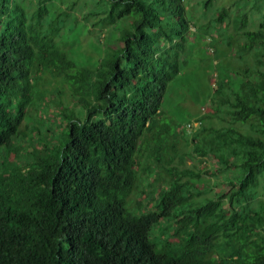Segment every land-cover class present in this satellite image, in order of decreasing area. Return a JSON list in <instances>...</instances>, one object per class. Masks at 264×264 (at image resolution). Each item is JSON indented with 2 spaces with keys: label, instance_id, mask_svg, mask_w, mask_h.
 Segmentation results:
<instances>
[{
  "label": "trees",
  "instance_id": "obj_1",
  "mask_svg": "<svg viewBox=\"0 0 264 264\" xmlns=\"http://www.w3.org/2000/svg\"><path fill=\"white\" fill-rule=\"evenodd\" d=\"M98 2L108 22L130 26L97 67L76 69L44 28L46 7L29 17L17 0H0V264H264V219L254 212L240 216L234 206L252 200L264 177V81H246L248 93H237L234 102L223 98L236 123L255 119L252 133L212 129L202 152L219 170L233 172L226 181L229 208L213 198L190 205L194 185L174 178L159 193L158 211L137 216L127 206L139 189L143 142L155 128L163 132V98L188 63L190 35L201 28L191 31L195 25L183 0ZM245 34L248 48L264 44L262 29ZM46 73L73 85L84 114L57 112L46 133L52 141L44 135L38 144L21 126ZM222 87L219 81L218 96ZM198 136L195 149L201 151ZM162 145L159 139L148 149L143 169L149 177L152 167L155 173L163 167ZM166 169L176 177L200 176ZM171 216L176 225L170 236L151 242V228Z\"/></svg>",
  "mask_w": 264,
  "mask_h": 264
},
{
  "label": "rangeland",
  "instance_id": "obj_2",
  "mask_svg": "<svg viewBox=\"0 0 264 264\" xmlns=\"http://www.w3.org/2000/svg\"><path fill=\"white\" fill-rule=\"evenodd\" d=\"M17 2L29 17L34 16L40 6L46 7L47 12L42 19L44 28L49 34H55L60 48L77 64L76 69L97 67L104 57H109L120 44L122 30L130 26V21L115 24L108 22L107 11L100 7L98 0H17ZM183 4L195 25L191 27V31L195 32L197 27L201 29L190 35L185 55L188 63L170 83L163 98L160 116L162 124L160 129L163 132H157L155 128L154 136L147 135L146 141L143 142L144 151L139 157L138 167L140 185L129 197L127 206L128 210L137 216L158 211L156 204L159 193L174 178L194 185L189 191L190 205H200L213 198L222 203V208L228 209L231 190L226 181L233 172L227 174L219 170L215 160L202 152L209 148L205 143L210 139L212 129L235 126L243 133H252L251 126L256 124L255 119L243 124L236 123L226 113L229 104L222 103L226 98L234 102L237 93L241 95L244 92L248 93L243 87L246 81L254 83L264 81V44L248 48L250 43L245 34L247 31L260 29L264 32V28H261L264 24V0H183ZM221 10H225L226 13L223 22L218 25L216 18ZM208 37L213 38L211 42H208L210 41ZM74 70L69 69L68 72H75ZM62 79L61 76L54 77L50 73L42 76L38 84L39 90L35 91L33 104H29L25 109L21 132L33 136L38 144L42 143L41 138L44 135L47 139L51 136V134L46 136L47 128L52 121H56L54 117L57 112L74 115L70 112L73 110L78 117L84 114L81 107L75 103L77 93L73 85L67 81L63 82ZM219 81L223 86V94L220 96L216 94ZM57 122L59 124L62 122L59 115ZM34 128L39 131L37 136L32 135ZM56 128L62 129L59 125ZM197 134L200 146L204 147L201 151L195 149L194 138ZM159 139L163 144L161 148L164 155L163 167L155 173V167L151 166L152 173L149 177L143 169L150 163L146 159L148 149L155 147ZM49 141H52L51 137ZM27 149L30 150L29 147ZM24 153L23 151L20 153V159L25 158ZM169 160H172L171 164H168ZM8 161L11 162L10 159ZM169 165L179 171H195L200 173V176L191 174L173 176L166 169ZM232 168L235 170L234 166ZM202 187L206 189H201ZM254 192L252 200L234 202V206L237 207L240 216L254 212L264 219L263 176L260 177L259 185ZM190 205H186L185 208H189ZM175 212H178V209ZM175 225V216L162 219L151 228V242L158 244L163 238L170 236ZM260 234L264 237V224ZM254 237L253 235L252 238Z\"/></svg>",
  "mask_w": 264,
  "mask_h": 264
},
{
  "label": "built area",
  "instance_id": "obj_3",
  "mask_svg": "<svg viewBox=\"0 0 264 264\" xmlns=\"http://www.w3.org/2000/svg\"><path fill=\"white\" fill-rule=\"evenodd\" d=\"M187 129V128H186Z\"/></svg>",
  "mask_w": 264,
  "mask_h": 264
}]
</instances>
